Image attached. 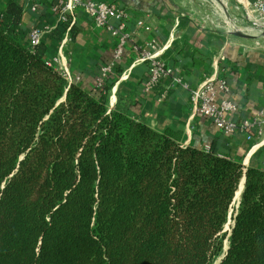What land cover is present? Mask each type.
<instances>
[{"label":"trees","instance_id":"obj_1","mask_svg":"<svg viewBox=\"0 0 264 264\" xmlns=\"http://www.w3.org/2000/svg\"><path fill=\"white\" fill-rule=\"evenodd\" d=\"M24 9L0 17V264H264V170L108 112L19 41Z\"/></svg>","mask_w":264,"mask_h":264},{"label":"crops","instance_id":"obj_2","mask_svg":"<svg viewBox=\"0 0 264 264\" xmlns=\"http://www.w3.org/2000/svg\"><path fill=\"white\" fill-rule=\"evenodd\" d=\"M8 1L0 0V17ZM15 1L25 2L19 41L28 46L30 32H39L45 62L86 91L102 80L108 88V112L119 111L160 133H180L183 146L213 148L245 168L264 170V131L249 141L242 133H222L198 113L189 93L212 81L216 102L234 106L227 119L252 120L264 113L262 30L250 32L254 38L246 40L228 32L234 24L245 27L242 2L255 0H92L126 13L128 39L118 59H114L117 38L93 25L82 11H74L72 35L59 31L54 0ZM110 22L113 27L119 24L115 19ZM147 55L170 70L148 93L143 90L149 73ZM220 82L225 91L217 88Z\"/></svg>","mask_w":264,"mask_h":264},{"label":"built area","instance_id":"obj_3","mask_svg":"<svg viewBox=\"0 0 264 264\" xmlns=\"http://www.w3.org/2000/svg\"><path fill=\"white\" fill-rule=\"evenodd\" d=\"M243 7L246 16L254 20V27L264 29V0H255L254 2H245ZM80 10L85 14L96 27H102L111 31L112 36L118 40L114 51V59H118L128 39L125 31L126 13L113 5L92 0H54L53 11L56 14L58 24H66V32H69L75 23L74 11ZM119 22L118 26L113 27L111 20ZM30 46L40 43V33L30 32ZM149 63V73L143 82V90L148 93L157 87L160 80L170 74L164 64L153 55H147ZM103 86L102 80L98 81L96 89ZM219 90L225 91L226 86L220 82L217 86ZM190 99L196 106L198 113L209 119L213 125L222 133L228 135L233 133H242L246 139L252 140L255 135H261L264 131V113L256 115L252 120H229L227 114L234 110V106L225 100L216 102L215 85L212 81H207L195 90H190ZM163 98V97H162Z\"/></svg>","mask_w":264,"mask_h":264},{"label":"rangeland","instance_id":"obj_4","mask_svg":"<svg viewBox=\"0 0 264 264\" xmlns=\"http://www.w3.org/2000/svg\"><path fill=\"white\" fill-rule=\"evenodd\" d=\"M245 27H247V29H250V30H253V29H256V27H254V20L253 19H249V17L246 16V21H245ZM264 26V25H263ZM234 27L237 29V27H243V26H238V25H235L234 24ZM259 28V27H258ZM261 30V29H260ZM256 32H259V29L258 31H253L252 33H256ZM261 32V31H260ZM247 33H250V32H247ZM264 42V37L261 38L260 42ZM236 207V203L235 204H232L231 208H230V212H229V218H228V221L226 223V225L224 226L223 228V232L225 233H229L230 231V227L232 225V222H231V213L233 211V208ZM227 247V240L225 239L224 242H223V251L225 252V249ZM221 259V257L219 259H217V261L214 263V264H217L219 262V260Z\"/></svg>","mask_w":264,"mask_h":264},{"label":"water","instance_id":"obj_5","mask_svg":"<svg viewBox=\"0 0 264 264\" xmlns=\"http://www.w3.org/2000/svg\"><path fill=\"white\" fill-rule=\"evenodd\" d=\"M228 32H229L230 36H232L234 38H238V39H245L246 40V39L254 38L253 36H251L249 34L248 35H243V34L237 33L233 29H231L230 27L228 28ZM260 35L264 36V29L260 32ZM241 183H242V188L239 190V186H238V188H237L238 195L236 196V193H237V191H236L235 194H234L233 201H232V204L236 203V207H238V205H239L240 195H241V192H242V189H243V184H244V178L240 181L239 185ZM226 250H227V247L225 249V252H226ZM222 258L223 257H221V259ZM220 260H219V262L217 264L220 263Z\"/></svg>","mask_w":264,"mask_h":264},{"label":"bare ground","instance_id":"obj_6","mask_svg":"<svg viewBox=\"0 0 264 264\" xmlns=\"http://www.w3.org/2000/svg\"><path fill=\"white\" fill-rule=\"evenodd\" d=\"M233 27V26H232ZM234 31L243 35H248L249 33L247 32H253V31H258V28L250 30L247 29V27H237V29L234 27ZM242 188V183L239 185V190ZM238 195V191L236 193V196Z\"/></svg>","mask_w":264,"mask_h":264}]
</instances>
